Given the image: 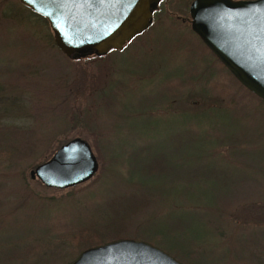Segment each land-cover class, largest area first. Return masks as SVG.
<instances>
[{
  "label": "rangeland",
  "instance_id": "rangeland-1",
  "mask_svg": "<svg viewBox=\"0 0 264 264\" xmlns=\"http://www.w3.org/2000/svg\"><path fill=\"white\" fill-rule=\"evenodd\" d=\"M191 1L161 0L149 33L95 61L80 90L82 71L44 37L52 35L49 25L18 0H0V126L27 136L25 143L0 142V264L75 260L88 247L52 231L60 216L102 239L151 238L182 264H264V103L251 96L243 118L231 108H204L230 104L243 90L192 31ZM177 78H195L197 88L181 84L164 98ZM240 131L249 137L242 146H221L214 137ZM253 135L261 138L252 142ZM73 137L87 140L98 159L91 179L56 189L30 178ZM149 163L162 171L144 176ZM147 192L140 208L107 205L137 203ZM159 231L167 237L155 236Z\"/></svg>",
  "mask_w": 264,
  "mask_h": 264
},
{
  "label": "water",
  "instance_id": "water-1",
  "mask_svg": "<svg viewBox=\"0 0 264 264\" xmlns=\"http://www.w3.org/2000/svg\"><path fill=\"white\" fill-rule=\"evenodd\" d=\"M44 17L68 58L123 50L153 23L161 0H18ZM191 29L246 89L264 100V0H192ZM99 162L89 142L73 137L30 170L46 187L66 189L91 179ZM69 264H182L142 240L88 247Z\"/></svg>",
  "mask_w": 264,
  "mask_h": 264
},
{
  "label": "trees",
  "instance_id": "trees-1",
  "mask_svg": "<svg viewBox=\"0 0 264 264\" xmlns=\"http://www.w3.org/2000/svg\"><path fill=\"white\" fill-rule=\"evenodd\" d=\"M26 9L29 11V13H30V15H33V16H35L37 19H40L41 21H43V23L45 24V25H48V23H47V21H46V19L44 18V17H42L41 15H39V14H37V13H34V12H32L28 7H26ZM30 15H28V18L30 19ZM154 26H153V23H152V25L150 26V28L149 29H147L144 33H142L141 35H139L138 37H136L134 40H136V39H139V38H141L143 35H147L149 32V30L151 29V28H153ZM196 34V33H195ZM197 35V34H196ZM45 38H48V40L49 41H51V43L53 44V45H55L54 44V41H53V35H51V33L50 34H46L45 36H44ZM197 37L199 38V40H200V37L197 35ZM133 40V41H134ZM200 41H202V40H200ZM131 43V42H130ZM130 43H128L125 47H124V49H126L127 48V46L130 44ZM203 44V46H204V51H206V52H208V53H210L212 56H213V59L214 60H217L218 61V63L221 65V66H223L222 65V63H220L219 62V60H218V58L209 50V48L204 44V43H202ZM123 49V50H124ZM123 50H121V51H123ZM108 54V53H107ZM106 54V55H107ZM106 55H103V56H98V55H94V54H91V55H85V56H79V57H74V58H70V59H74L75 61H76V63H77V65H79V70L80 71H82V74H79L78 73V81H80L84 86H82L81 88H78V89H80V90H84L88 85L86 84V83H88V81L91 79V72H90V70L92 69V66L91 65H93V63L95 62V61H97V60H101V59H103V58H105L106 57ZM83 58V60L84 61H80V59H82ZM224 67V66H223ZM225 68V67H224ZM225 69H227V68H225ZM228 71V70H227ZM228 73H229V75L231 76V78L235 81V83L239 86V87H241V89L243 90V94L241 93V94H236V97H234V95L233 94H231L230 96H232V98L234 97V99L233 100H231L230 101V104H227L226 102H223V104L222 103H213V104H208V105H206V106H204V108H218V109H226V108H231V109H233L235 112H237V115H243V116H241L240 118H243L244 117V115L246 114V113H249L250 114V110L253 108L252 107V105L250 106V104H249V98H251V96L252 97H254V98H256L260 103H264V100H262V99H260L259 97H257L255 94H253L251 91H249L248 89H246L242 84H240L236 79H235V77L228 71ZM206 81V77L203 79V80H201L200 81V83L201 84H203V82H205ZM185 83H188L187 85L188 86H192V88L194 89V88H197V86H196V84H198L197 83V79H195V78H193L192 80H190L189 81V78L188 79H174V80H172L171 81V87L169 86V90H168V92H166L165 93V96H164V98H167V99H171L172 98V94H176L177 93V90H178V87L180 88L182 85L181 84H185ZM175 85H177V86H175ZM181 85V86H180ZM203 88V87H202ZM225 88H228L227 86H225ZM175 90V91H174ZM227 91L226 92H228V89H226ZM172 91V92H171ZM203 91V90H202ZM78 92V91H77ZM203 93H204V91H203ZM238 95H240V96H238ZM245 95H247V96H245ZM210 97V96H209ZM229 98H231V97H229ZM221 99H228V97H221ZM233 101V102H232ZM227 104V105H226ZM204 108H201V109H204ZM196 110H198V109H196ZM200 110V109H199ZM255 110V109H254ZM187 111H194V110H190V109H187ZM259 120L260 121H264V114H261V116H260V118H259ZM195 126H196V124H195ZM197 127V126H196ZM26 135V132L24 131V130H22V129H19L18 127H16V126H6V125H1L0 126V142L2 143L4 140H12V141H17L18 143H25V139H26V137L27 136H25ZM215 136V138L217 139V137H218V142L221 144V146H224V144L226 145V146H228L229 148H230V146L229 145H231L230 143H235L236 145H238V146H242V145H244V143H246V142H248L249 141V137H248V135H246V134H244V133H242L241 131L240 132H236V133H234V134H231L230 136H228L227 134H223L222 132H220L219 134L218 133H215L214 134ZM252 138V139H251ZM250 139H251V141L253 142V141H256L257 140V138H261L260 136H254L253 135V137H251ZM28 145L27 144H25V145H22V147H23V149L25 148V147H27ZM95 150H96V152H98L99 153V155H100V149H99V147H96L95 146ZM235 155H236V157H239V156H242V152H241V150H237V151H235ZM157 162H159L158 160H157ZM160 165H161V163H157V164H154L153 166H152V164L151 163H149L148 165H147V167L149 166V168H144L143 170H141V172H142V174L145 176L146 174H150V175H152V174H154V173H156L157 171H162L161 169H160ZM166 170V169H165ZM142 175V176H143ZM259 180V179H258ZM142 186H144V187H147V189H152L151 188V184L149 185H147V184H144V183H142L141 181H138ZM150 194H152L151 192H147V193H145V194H140L139 196L143 199H141V198H138V202L137 203H133V202H131L130 200H128V198L127 199H116V200H114V201H109L108 203H107V205H111L112 206V209L114 208L116 211L118 210V209H128V208H130L132 205H133V207H135V208H140V207H142V206H144V205H146L147 204V202H148V199H147V197L148 196H151ZM148 195V196H147ZM131 202L130 204H129V202ZM125 204V205H124ZM209 209V208H208ZM207 209V210H208ZM214 209V208H213ZM217 209V208H216ZM108 211H109V208L107 209ZM68 221L66 220V218H64V216H60L58 219H55L54 220V222H53V224L51 225V229H52V231L54 232V233H56V234H58V235H60V237L62 238V239H64V243H71V244H73V242L74 241H76L77 242V245L78 246H80V247H83V248H85V247H89V246H94V245H99V244H101V243H103V240L105 241V242H107V241H110V240H113V239H117V238H119V235H115V237H113V238H111L110 240L109 239H107V235H105L106 237L104 238V239H102L101 237H102V235H100L98 232H91L90 230H88L87 228H83L82 226L83 225H81V224H74V225H72V224H70L69 225V223H67ZM69 233V234H68ZM116 233V232H115ZM114 233V234H115ZM70 235V236H69ZM155 236H159V235H162L164 238L165 237H167V234H166V232L165 233H163V232H158V233H156V234H154ZM79 239H81V242L79 243ZM149 243H153V240L150 238L149 240H147ZM171 247H176L177 248V246H175V245H171ZM168 251V250H167ZM187 255H188V257L190 256V255H192V254H199L198 253V249L197 250H190V251H188L187 253H186ZM227 254H229L228 253V248H227ZM227 257V256H226ZM191 260H187V262L185 263V261H184V264H202V262H201V259L200 258H190ZM233 261H234V259H232ZM258 264H261V263H258Z\"/></svg>",
  "mask_w": 264,
  "mask_h": 264
}]
</instances>
